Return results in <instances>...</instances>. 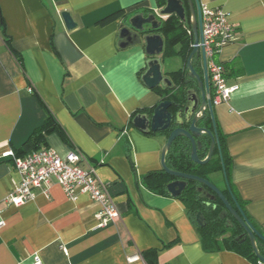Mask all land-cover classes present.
Here are the masks:
<instances>
[{"label": "crops", "instance_id": "crops-1", "mask_svg": "<svg viewBox=\"0 0 264 264\" xmlns=\"http://www.w3.org/2000/svg\"><path fill=\"white\" fill-rule=\"evenodd\" d=\"M198 1L222 10L234 29L216 61L226 86L236 89L212 107L213 118L229 189L264 236V0ZM159 9L157 0H0V264H33L34 256L42 264H128L134 254L140 261L133 264H146L141 254L148 251L152 264H253L228 250L205 251L184 204L143 183L161 170L166 136L142 134L131 122L162 96L140 81L143 45L119 49L117 42L128 17ZM64 11L76 24L72 30L61 20ZM173 48L178 52L180 44ZM159 58L167 78L185 69L177 54ZM169 59L177 70L167 71ZM193 67L202 76L200 58ZM49 114L69 143L50 131L37 150L51 148L61 158L70 146L78 150L82 167H93L106 186L120 215L114 224L96 228L98 204L86 194L68 199L54 181L17 207L9 203L20 175L5 154L37 151L24 144Z\"/></svg>", "mask_w": 264, "mask_h": 264}, {"label": "water", "instance_id": "water-1", "mask_svg": "<svg viewBox=\"0 0 264 264\" xmlns=\"http://www.w3.org/2000/svg\"><path fill=\"white\" fill-rule=\"evenodd\" d=\"M185 3L190 15L192 50L186 59L184 70L185 77L193 80L196 86L183 91L182 103H176L169 99H161L149 113L136 114L131 124L145 135L168 133L160 154V167L164 173L172 178V181L166 186L169 195L173 198H178L185 191L189 183L192 182L211 191L213 195H210L202 188L196 189V193L199 192L200 194V199L213 201L217 197L221 201L224 210L221 212L220 217L225 218L227 214L232 216L234 221L243 230L245 238L248 239L254 256L258 262L264 264V257L259 252V246L264 245V236L255 229L237 205L229 189L222 162L220 142L213 118V109L208 99L209 82L205 55L203 50L198 46L199 42L202 41L200 4L198 0H185ZM185 3L182 0H165V4L155 13H136L128 17L118 32L117 46L119 49H126L133 45H143L147 59L145 60V70L140 76V81L150 90L157 88H161L162 90L173 89L172 81L162 73L161 59L159 57L163 52L164 40L157 33V30L161 27V19L171 16H175L180 22L186 23ZM60 17L66 30L75 28L76 24L68 12H62ZM194 58H200L201 60L202 76L193 67ZM187 82L188 80L185 79L184 84H187ZM208 118L211 122V128L207 127ZM177 138H184L189 142V158L195 165H206L211 160L215 149L219 152L225 185L236 210L231 206L225 195L209 180L191 174L176 172L166 166V156ZM207 140L209 141L207 153L201 159L198 152L206 145ZM195 221L200 227L205 225V219L200 212L195 214Z\"/></svg>", "mask_w": 264, "mask_h": 264}, {"label": "trees", "instance_id": "trees-1", "mask_svg": "<svg viewBox=\"0 0 264 264\" xmlns=\"http://www.w3.org/2000/svg\"><path fill=\"white\" fill-rule=\"evenodd\" d=\"M157 4L161 8L165 4V0H157ZM185 26L186 24L171 16L163 21L161 27L157 30V33L164 36L165 45L163 55L172 56L177 54L182 58L184 63L186 62V59L192 50V35L188 36L186 34ZM2 34L5 42L9 44V38L6 36L3 27ZM176 44H180V49L178 52H175L173 48V46ZM169 79L173 83V89L162 90L161 88H158L156 89V92L162 96V99H169L176 103H182L183 91L185 88H187V84H184L185 70H178L176 72L170 73ZM164 94L165 96H163ZM208 125H210L211 128V122L209 118ZM50 131H58L62 140L66 144L69 143L64 133H61L56 120L52 117V115L49 114L41 127L36 129L30 135L24 146L28 147L29 149H39V144L43 141L44 136ZM164 135L167 136L168 133H164ZM208 145L209 141L207 140L206 145H204L198 152V155L201 159L206 156ZM70 149L72 150L73 148L70 146ZM220 151L225 171H227L226 159L224 154H222L221 148ZM189 153V142L184 138H177L166 156V166L170 170L191 174L207 180L210 175L222 171L221 158L219 156V152L216 149L211 159L213 160V158L216 157V162H214V160H210L209 163L204 166L193 164L189 158ZM20 156L22 155H19L18 157ZM142 180L145 184V187L149 191L158 195H169L166 190V186L172 181V178H170L162 170L150 172L145 175ZM196 186H199V184L193 182L189 183L184 193H182L177 199H179L184 204L189 220L195 226L200 236L203 249L205 251L228 250L247 259L253 264H257L258 260L254 256L248 239L245 237H239L242 231L240 226L230 215H228L226 218L220 217L221 212L224 210V206L222 205L221 201L218 198H216L213 202L200 199L195 191ZM223 194L226 196L231 206L236 209L228 192L223 191ZM234 199L237 205L241 208V204L235 196ZM198 212H200L205 219V225L203 227L198 226L195 222V214ZM248 220L250 221V219ZM259 252L264 257V245L259 246ZM154 255L155 254L153 251H148L141 254L146 264H152Z\"/></svg>", "mask_w": 264, "mask_h": 264}, {"label": "built area", "instance_id": "built-area-1", "mask_svg": "<svg viewBox=\"0 0 264 264\" xmlns=\"http://www.w3.org/2000/svg\"><path fill=\"white\" fill-rule=\"evenodd\" d=\"M202 41L198 46L205 55L209 88L208 99L211 106H217L229 99L236 86L225 84V69L216 61L221 49L234 39V29L228 24L227 15L218 8L201 6ZM12 159L15 170L20 175V182L13 194L9 195V203L15 207L33 198L36 190L46 187L54 181L63 190L68 199L74 200L80 194H86L98 204L99 211L95 215L96 228H105L120 219L115 205L107 193L106 186L97 178L93 167H82V154L72 149L65 158H61L51 148H43L24 157H15L13 153L5 154ZM140 261L137 254L128 256L126 262L133 264ZM33 264H42L37 256ZM257 264H262L257 262Z\"/></svg>", "mask_w": 264, "mask_h": 264}, {"label": "rangeland", "instance_id": "rangeland-1", "mask_svg": "<svg viewBox=\"0 0 264 264\" xmlns=\"http://www.w3.org/2000/svg\"><path fill=\"white\" fill-rule=\"evenodd\" d=\"M166 61L168 62V66L170 67V68H167L168 69L167 71H175L178 69V68H174V67H176L175 65H177V62H175L173 59H169ZM213 160H214V162H216V157L213 158ZM213 160H211V161H213ZM221 166H222V164H221ZM208 180L210 182L214 183L218 188L226 187L223 171L214 173L213 175L208 177Z\"/></svg>", "mask_w": 264, "mask_h": 264}, {"label": "flooded vegetation", "instance_id": "flooded-vegetation-1", "mask_svg": "<svg viewBox=\"0 0 264 264\" xmlns=\"http://www.w3.org/2000/svg\"><path fill=\"white\" fill-rule=\"evenodd\" d=\"M190 85H191V84H190ZM188 88H189V84H188L187 88H185V90H187ZM207 127L210 128L209 125H208V122H207ZM197 188H198V189H201L202 186H201V185L196 186L195 191H196ZM202 189H203L204 191H207L210 195H213V193H212L211 191H209L208 189H206V188H202ZM183 193H184V191H183ZM197 194H198V196L200 195L199 192H197ZM216 198H217V197H216ZM204 200H205V199H204ZM206 201H208V200H206ZM213 201H214V200H213ZM213 201H209V202H213ZM233 220H234V219H233ZM239 237H245V234H244L243 230L241 231Z\"/></svg>", "mask_w": 264, "mask_h": 264}, {"label": "clouds", "instance_id": "clouds-1", "mask_svg": "<svg viewBox=\"0 0 264 264\" xmlns=\"http://www.w3.org/2000/svg\"><path fill=\"white\" fill-rule=\"evenodd\" d=\"M3 224V221H0V225H2Z\"/></svg>", "mask_w": 264, "mask_h": 264}]
</instances>
